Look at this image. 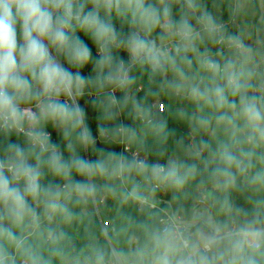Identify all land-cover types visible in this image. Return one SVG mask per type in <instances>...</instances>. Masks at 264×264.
Here are the masks:
<instances>
[{"label": "clouds", "instance_id": "clouds-1", "mask_svg": "<svg viewBox=\"0 0 264 264\" xmlns=\"http://www.w3.org/2000/svg\"><path fill=\"white\" fill-rule=\"evenodd\" d=\"M113 16L129 26L128 33L117 32ZM77 30L99 50L94 67L101 88L127 90L134 83L131 68H147L153 79L161 78L157 101L161 94L188 100L197 112L181 109V119L224 134L216 138L214 149L205 141L189 148L196 156L208 149L216 160L208 176L215 188L235 189L242 178L250 190H264V167L254 171L257 161L264 164V152L258 153L264 149V57L257 59L261 54L256 49L228 35L198 0H0V134H23L27 141L22 147L9 140L0 154V264H53L54 258L59 264L69 259L72 264H105L99 247L75 255L68 249L70 238L62 225L83 218L77 209L106 196L150 205L157 190H182L197 176L196 164L178 158L149 164L114 151L100 150L96 160L76 154L73 138L82 146L94 144L77 102L93 81L80 71L73 73L57 57L77 69L91 61V50ZM205 40L227 46L230 55L218 52L220 59H215L207 48L201 51ZM116 49L127 52V64L114 56ZM169 72L171 81L166 79ZM61 96L67 99L61 101ZM107 100V109L131 101L145 125L164 134L166 124L153 119L165 110L163 103L154 112L129 94L121 102L109 93ZM33 103L37 111L22 106ZM115 115L109 110L106 118ZM49 123L69 141L67 159L51 141ZM98 130L121 143L136 135L123 124ZM45 169L63 183L42 184ZM74 174L84 179L76 180ZM224 207L231 210L227 200ZM256 255L264 264V222L258 218L234 229L217 225L192 244L173 221L147 233L134 254H121L130 264H258Z\"/></svg>", "mask_w": 264, "mask_h": 264}, {"label": "crops", "instance_id": "crops-1", "mask_svg": "<svg viewBox=\"0 0 264 264\" xmlns=\"http://www.w3.org/2000/svg\"><path fill=\"white\" fill-rule=\"evenodd\" d=\"M198 2L218 22L224 23L227 33L237 35L244 44L256 49L261 54L257 59L264 57V0H198ZM173 12L178 17V7H174ZM197 15H199V12ZM113 23L116 30H119L118 32L125 34L128 32L129 26L126 23H122L115 16H113ZM156 34L153 33V36ZM76 35L91 50L92 58L88 65L82 69H77L69 65L62 56H58L57 58L64 67L73 73L80 71L85 78H90L93 81L86 86L84 95L78 97L77 102L85 111V120L90 128L94 144L82 146L76 143L73 138L77 155L90 160L89 154H91L93 160H96L99 158L100 150H103L104 152L114 151L116 153H123L131 159L120 148L119 141L121 138H114L109 134L107 135L109 139H104L98 130L100 127L113 129L123 124L135 129V138L128 142L132 147L139 149L146 155L145 161L149 164H151L153 159L156 161L154 163H166L169 158H178L185 163L196 164L198 169L206 160L211 163L216 161L208 153L203 154L201 157H188L186 154L187 150H189V137L192 135L197 141H205L214 149L216 138H223L224 134L222 133L221 135L219 132L213 134L211 130L204 131L196 127L188 119L180 118L178 111L183 109L189 113V110L195 106L194 103L168 94H161L157 101L156 97L151 95L153 90L145 93V83L154 86L157 92L161 79L160 77L153 79L150 70L147 68L134 67L130 71V75L134 77V83L130 87V92L120 90L115 97L118 101L122 102L125 95L129 94L141 104L153 106L154 112L158 103H163L165 110L160 112L161 118L156 121L162 120L166 124L164 134L161 135L152 128L147 127L143 118L137 115V111L134 110L131 101L126 106L114 108V113H116L114 119L106 118L107 111L110 110L107 109L108 91L113 87L105 86L101 88L95 83L97 73L94 62L99 59V50L94 44L91 46V40L81 31L77 30ZM45 43L47 44V41ZM199 47L201 51L207 48L215 59H220L216 55L218 52H223L225 56L230 55V51H222L220 46L213 45L207 42V40H205L204 44L199 45ZM50 51L53 56H57L55 49H51ZM113 54L127 63L128 54L125 50L116 49ZM193 64L195 67V60H193ZM202 75H206V73H202ZM166 79L169 81L173 79L171 72L167 74ZM137 87H141V89L138 90ZM61 97L60 100L62 99ZM149 97L152 98L148 100ZM33 105L34 103L22 106ZM110 111L113 112V110ZM196 112L197 108L192 113ZM155 117H153L154 120ZM46 131L52 133L51 141L59 146L64 158L67 159L70 155L67 149L69 141L63 137L61 129L58 128L56 131V128L49 123L46 125ZM13 135L15 136V139L12 141L13 143H19L22 147H27V141L23 134L14 133ZM8 138L0 134V154H2L4 146L9 142ZM161 152L164 153L163 156L159 155ZM259 152H264V149L258 150ZM30 162L34 164L35 159L30 158ZM262 167H264V164L257 161L254 171ZM45 173L47 175L50 174L47 170H45ZM133 175L135 176V174ZM74 179L83 180L84 178L74 174ZM135 179L140 180V177L135 176ZM241 181L242 178L238 180L237 188L224 190L215 188L210 182L202 184V180L195 178L184 189L179 191L170 189L157 190L152 203L164 207L176 222L187 226L192 231L193 236L190 239L192 244L196 243L201 236L209 235L217 225H227L230 228L232 219H235L238 225L245 220H252L254 218H258L261 222H264V190L254 192ZM201 197L205 198V203L198 202ZM225 200L231 205L230 211L224 207ZM122 202L124 201L114 199L111 196L103 197L95 203H89L84 207L81 211L83 218L79 221H74L75 225L73 227H71L72 223L70 225H62V227L66 226L64 231L67 229L65 233L72 239L68 245V249L73 255L80 253L82 250L99 247L105 253V264H130L127 256L122 258L121 254H134L138 248L144 245L147 233L156 229H162V224L159 222L160 213L157 210H151L148 206L141 208L147 207L144 213L138 214L136 220L127 221V223L131 224L130 226H122V223H119V228L117 229V224L113 220L116 212L122 211ZM127 209L130 210V208ZM155 214L158 215L157 218ZM102 219L109 221L110 225L106 228L110 232L108 236H105L102 230L99 232L102 221H104ZM130 229L138 230L139 232L129 233L128 230ZM127 236L129 245L125 243ZM260 259L258 255L256 258L258 264ZM53 264H59V261L54 258ZM68 264H72L71 259H69Z\"/></svg>", "mask_w": 264, "mask_h": 264}, {"label": "trees", "instance_id": "trees-1", "mask_svg": "<svg viewBox=\"0 0 264 264\" xmlns=\"http://www.w3.org/2000/svg\"><path fill=\"white\" fill-rule=\"evenodd\" d=\"M119 30L117 29V32H118ZM128 32H129V30H128ZM127 32V33H128ZM92 43V42H91ZM93 45V43L91 44V46ZM91 58H92V55H91ZM151 90H153V93L151 94L152 96H154V94H155V92H156V89H155V87L154 86H152V85H150V84H147V83H145L144 84V92L145 93H149ZM152 97H149L148 98V100H150ZM147 100V101H148ZM144 101V100H143ZM115 107H113L112 109H110V110H113V112H115V109H114ZM196 109V105L195 106H193V108L191 109V110H189V114L191 115L192 114V112L194 111ZM219 133H221V135H222V132H220V131H218ZM14 134V133H13ZM12 134V136L11 137H9L8 138V141L10 140L11 142L15 139V136ZM1 135H3V134H1ZM200 142L201 141H197V140H195V145L196 146H198L199 144H200ZM131 148L132 149H137V148H134V147H132L131 146ZM205 152H204V154H206V153H208V155H209V150L208 149H205L204 150ZM89 153H91L90 151H89ZM89 158H90V160H93V158L91 157V154H89ZM190 161V160H189ZM206 161H208V160H206ZM152 162L154 163V162H156L155 161V159H153L152 161H151V164H152ZM216 161H214L213 163H211V162H209L208 161V163H207V165L205 164V162H203L202 163V166H199L198 167V171H197V176H196V179L197 180H202L203 181V183H207V182H209V180H208V176H209V173L211 172V170L216 166ZM46 170V169H45ZM49 182H53V183H63V181L62 180H60V179H58L57 177H54L53 175H51V174H49V175H47L46 173H45V175H44V177L42 178V180H41V183L42 184H47V183H49ZM122 211L121 212H116V215H115V218H114V220H113V222L115 223V224H117V229L119 228V226H118V224L119 223H122V226H130L131 224L130 223H127V221H129V220H136L137 218H138V214H141V213H144L145 212V209L147 208V207H145V208H143V209H141L140 211H137L136 209H137V203H134V202H132V201H124V202H122ZM127 208H130V210H128ZM150 210V209H149ZM152 210V209H151ZM150 210V211H151ZM77 211H82V209H77ZM151 212H153V211H151ZM154 213V212H153ZM156 215V214H155ZM158 217V215H156V218ZM101 219V218H100ZM102 220H104V219H102ZM120 220H122V221H120ZM127 223V224H126ZM75 225V223L73 222L72 223V225H71V227H73ZM65 227L66 226H64V227H62L63 228V230L65 229ZM64 232H67V229L64 231ZM99 232H101V228H99ZM128 232L129 233H135V232H139L138 230H128ZM108 234L110 235V232L108 231V229H107V236H108ZM70 238V237H69ZM72 241V239L70 238V242ZM125 243H126V245H129V241H128V236L126 237V239H125ZM258 257V255H256L254 258L256 259ZM53 263H54V259H53Z\"/></svg>", "mask_w": 264, "mask_h": 264}, {"label": "built area", "instance_id": "built-area-1", "mask_svg": "<svg viewBox=\"0 0 264 264\" xmlns=\"http://www.w3.org/2000/svg\"><path fill=\"white\" fill-rule=\"evenodd\" d=\"M222 24H224V23H222ZM227 33V32H226ZM228 35H234V36H237V35H235V34H232V33H227ZM238 37V36H237ZM240 39V38H239ZM241 40V39H240ZM242 41V40H241ZM218 46H220V48H221V50L222 51H230L228 48H227V46H225V45H218ZM129 60H130V58H129V56H128V59H127V63L129 62ZM126 63V64H127ZM134 68V67H133ZM133 68H131V70L133 69ZM130 70V71H131ZM137 89L139 90V89H141V87H137ZM120 91V89H115V88H111V89H109V91H108V93H112V94H114V95H116L118 92ZM124 92H130V88L129 89H127V90H124ZM90 97H91V95H90ZM62 99H61V101H65L67 98L66 97H61ZM156 105V104H155ZM23 107H30L33 111H37V109L35 108V104L33 105V106H23ZM156 109H157V106H156ZM155 109V110H156ZM49 134H50V137H52V133L51 132H49V131H47ZM103 138L104 139H109V137L106 135V136H103ZM121 140V139H120ZM119 144H120V148H121V150L125 153V154H127V155H129L130 157H131V159H133V158H138V159H141V160H146V155L144 154V153H142L139 149H132L131 148V145H130V143L127 141V140H125L123 143H121L120 141H119ZM194 146H196L195 145V139H194V137L192 136V135H190V137H189V142H188V148H191V147H194ZM127 149V150H126ZM204 152L205 151H203L202 153H201V155L200 156H198V157H201L203 154H204ZM137 180V179H136ZM161 190V189H160ZM204 197V196H203ZM199 203H205V198H200L199 199V201H198ZM144 206H148L150 209H152V210H157L159 213H160V218H159V222H161V224H162V228L163 227H165V226H168V225H171L172 223H173V221H175L174 219H173V217L168 213V211L164 208V207H162V206H160V205H158V204H156V203H151L150 205H141V204H138L137 203V210L138 211H140L141 210V208L142 207H144ZM175 224H176V226H177V231L182 235V237L185 239V240H187L190 244H191V241H190V239H191V237L193 236V234H192V231L187 227V226H185V225H182V224H179L178 222H176L175 221ZM110 224H109V221H106V220H104V221H102V224H101V230H102V233H104V235L105 236H107V227L109 226ZM238 226V223H237V221L235 220V219H232L231 220V223H230V228L229 229H234V228H236Z\"/></svg>", "mask_w": 264, "mask_h": 264}, {"label": "water", "instance_id": "water-1", "mask_svg": "<svg viewBox=\"0 0 264 264\" xmlns=\"http://www.w3.org/2000/svg\"><path fill=\"white\" fill-rule=\"evenodd\" d=\"M156 111V110H155ZM161 118V115H160V112L158 113V116L155 117V120H158ZM56 128V131L58 129V127H55ZM188 157H198L196 155L193 154V152H190L189 150H187V154H186ZM81 264H83V262H81Z\"/></svg>", "mask_w": 264, "mask_h": 264}]
</instances>
